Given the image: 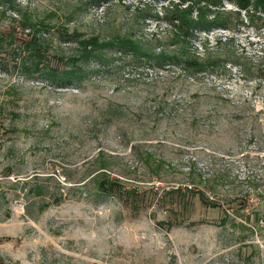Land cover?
I'll use <instances>...</instances> for the list:
<instances>
[{"label":"rangeland","instance_id":"obj_1","mask_svg":"<svg viewBox=\"0 0 264 264\" xmlns=\"http://www.w3.org/2000/svg\"><path fill=\"white\" fill-rule=\"evenodd\" d=\"M0 1V30L17 34L0 50V264H264L262 21L193 30L196 54L225 61L213 71L148 67L113 48L79 61L80 79L62 86L21 69L31 31L20 12L52 26L48 59L69 68L78 45L56 27L174 50L152 34L165 40L163 6L190 0H147L159 16L146 18H136L143 0ZM99 152L111 177L143 191L139 212L96 191Z\"/></svg>","mask_w":264,"mask_h":264},{"label":"trees","instance_id":"obj_2","mask_svg":"<svg viewBox=\"0 0 264 264\" xmlns=\"http://www.w3.org/2000/svg\"><path fill=\"white\" fill-rule=\"evenodd\" d=\"M11 1V0H5ZM100 2L101 0H92ZM142 5V8L137 7L136 18H146L149 16L158 17L156 12H152L151 4L147 0ZM206 3L201 4L200 0L192 1L189 4H180L178 2L170 3L169 7H164V19L167 22L168 28L165 32V40L162 41L159 36L152 34V40L159 45H169L174 50L161 48L155 52L152 44L134 39L130 34H116L108 38H101L99 33H92L89 35L73 29L69 32L68 28L58 27L55 29L61 40L74 41L78 47L74 55L68 57L70 61L69 68H60L58 65H53L49 61L48 56V40L43 36V30H49L52 26L44 23L43 20H33L32 16L27 11L20 12L21 20L18 22L20 28L28 29L30 37L22 41L23 46L19 47V55L23 54L21 58V69L30 74H40L47 77L51 82L58 85H68L75 80L80 79L82 68L78 64L79 61L87 60L95 56L97 60H101L103 54L99 52L104 49L115 48L120 54H129L133 60H144L146 65L158 66L160 68L172 63H181L184 69L199 72L202 70L213 71L216 68L224 67L225 61L214 54L212 50L208 49V54L204 58L200 57L191 49L190 37L195 36L194 29L199 28L203 30H210L215 28H235L244 23L255 24L256 21L264 23V0H227L235 9H228L222 3L223 0H205ZM1 2V1H0ZM128 8L129 6H125ZM5 11L1 10L0 14ZM208 30V31H209ZM17 41V34L15 31L2 32L0 30V50L3 48L5 42ZM62 60V58L57 57ZM138 61V62H139ZM1 64H6L4 59H0ZM246 67V66H245ZM251 67H248L247 71ZM259 77L264 78V62L257 67ZM99 167L93 172L92 180L95 183V189L99 193H120L130 206L132 212L137 213L146 202V196L143 191L137 187L125 186L122 179L119 177H111L103 160V153L99 152L97 155ZM144 163L150 168L155 175L162 169V162L154 159L150 154H146ZM192 187L187 186L186 191L197 195L202 204L216 207L219 204L213 202L209 197H206L202 191H192ZM32 191L40 193V187L35 186ZM174 192L180 194L179 188Z\"/></svg>","mask_w":264,"mask_h":264}]
</instances>
